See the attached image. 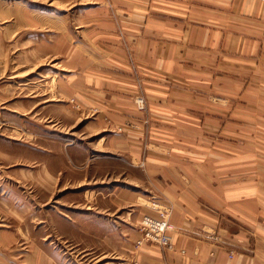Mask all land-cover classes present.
I'll use <instances>...</instances> for the list:
<instances>
[{"label":"rangeland","instance_id":"374dc122","mask_svg":"<svg viewBox=\"0 0 264 264\" xmlns=\"http://www.w3.org/2000/svg\"><path fill=\"white\" fill-rule=\"evenodd\" d=\"M117 5L0 0V264H138V251L152 245H139L142 219L164 206L149 193L145 159L115 148L117 140L132 137L135 116L109 105L113 95L130 98L142 113L136 120L150 121L143 83L136 93L119 91L126 67L90 66L93 40L104 43L101 34L93 39V29L122 34L112 11ZM99 47L96 55L115 57ZM261 71L225 79L232 98L204 91L201 115L231 111L229 123L205 133L214 140L204 143L231 170L223 177L236 172L238 183H253L254 245H264V65ZM148 136L143 128V151ZM138 188L140 203L126 202V191ZM144 207L154 214H143ZM165 208L170 216L169 204Z\"/></svg>","mask_w":264,"mask_h":264},{"label":"crops","instance_id":"0c3cea01","mask_svg":"<svg viewBox=\"0 0 264 264\" xmlns=\"http://www.w3.org/2000/svg\"><path fill=\"white\" fill-rule=\"evenodd\" d=\"M107 2L120 4L112 11L122 34H103L98 26V32L93 29V39L101 34L104 43L93 40L90 66L126 67V84H118L119 91L136 93L142 81L150 121L136 120L142 113L130 98L113 95L109 102L117 105L118 112L135 116L128 129L132 137L117 140L115 148L129 150L135 160L145 159L149 193L159 195L162 206L169 204L175 226L172 249L145 244L137 253L138 264H264V245H254L249 234L256 221L253 183H238L236 172L223 177V171L231 170L204 143L214 140L205 133L215 134L229 123L231 111L201 116L207 108L204 91L232 98L225 79L232 73L262 72L264 0ZM97 45L105 56L114 51L115 57L96 55ZM79 88L82 94V83ZM220 100L230 104L232 99ZM143 128L149 130L144 151ZM139 189L126 191L132 194L126 202L138 205ZM244 220H251V225L243 224Z\"/></svg>","mask_w":264,"mask_h":264},{"label":"built area","instance_id":"2783aa9c","mask_svg":"<svg viewBox=\"0 0 264 264\" xmlns=\"http://www.w3.org/2000/svg\"><path fill=\"white\" fill-rule=\"evenodd\" d=\"M174 224L170 221L168 210L158 209L157 215H144L141 224V233L144 240L162 247L171 248Z\"/></svg>","mask_w":264,"mask_h":264},{"label":"bare ground","instance_id":"6f19581e","mask_svg":"<svg viewBox=\"0 0 264 264\" xmlns=\"http://www.w3.org/2000/svg\"><path fill=\"white\" fill-rule=\"evenodd\" d=\"M141 102H142L141 100L137 101V104L139 103V105H140L139 107L143 106V103H141ZM164 207H161V208L163 209ZM172 241H173V238H172ZM146 243H150V242H147L146 240H144V237H142L141 241L139 242V245L146 244ZM150 244H152V243H150ZM153 245H156V244H153ZM156 246H160V245H156ZM160 247L165 248V249H169L168 247H162V246H160Z\"/></svg>","mask_w":264,"mask_h":264}]
</instances>
